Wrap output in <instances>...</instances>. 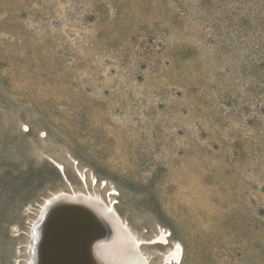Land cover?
I'll use <instances>...</instances> for the list:
<instances>
[{
	"label": "rangeland",
	"instance_id": "rangeland-1",
	"mask_svg": "<svg viewBox=\"0 0 264 264\" xmlns=\"http://www.w3.org/2000/svg\"><path fill=\"white\" fill-rule=\"evenodd\" d=\"M62 190L151 264H264V0H0V264Z\"/></svg>",
	"mask_w": 264,
	"mask_h": 264
},
{
	"label": "bare ground",
	"instance_id": "bare-ground-1",
	"mask_svg": "<svg viewBox=\"0 0 264 264\" xmlns=\"http://www.w3.org/2000/svg\"><path fill=\"white\" fill-rule=\"evenodd\" d=\"M110 199L109 203L100 194L81 190L55 192L46 201L50 213L44 218V228L41 230V225L33 231L40 248L29 264H151L143 249L154 244V238L137 237L112 194ZM165 240L162 236L159 241ZM177 245L168 254L167 264L182 263V246Z\"/></svg>",
	"mask_w": 264,
	"mask_h": 264
},
{
	"label": "water",
	"instance_id": "water-1",
	"mask_svg": "<svg viewBox=\"0 0 264 264\" xmlns=\"http://www.w3.org/2000/svg\"><path fill=\"white\" fill-rule=\"evenodd\" d=\"M40 250H41V249H40ZM40 255H41V253H40ZM41 256H42V255H41ZM41 256H40V258H42ZM41 264H42V263H41ZM74 264H77V262H75Z\"/></svg>",
	"mask_w": 264,
	"mask_h": 264
},
{
	"label": "snow or ice",
	"instance_id": "snow-or-ice-1",
	"mask_svg": "<svg viewBox=\"0 0 264 264\" xmlns=\"http://www.w3.org/2000/svg\"><path fill=\"white\" fill-rule=\"evenodd\" d=\"M27 130V129H26ZM177 247H179V245H177Z\"/></svg>",
	"mask_w": 264,
	"mask_h": 264
}]
</instances>
